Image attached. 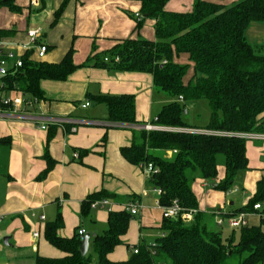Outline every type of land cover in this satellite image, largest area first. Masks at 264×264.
Segmentation results:
<instances>
[{
    "label": "crops",
    "instance_id": "1",
    "mask_svg": "<svg viewBox=\"0 0 264 264\" xmlns=\"http://www.w3.org/2000/svg\"><path fill=\"white\" fill-rule=\"evenodd\" d=\"M205 1L229 7L241 0H225L227 5L222 0ZM2 2L0 40L5 47L0 53L12 51L23 57L30 55L33 61L59 64L73 50V63L78 68L65 81H41L42 97L26 94L37 99L26 113L0 112V264H35L37 255L65 257L45 239L46 225L54 222L58 214L64 224L59 235L72 238L81 229L86 230L90 234V251L95 235L107 229L110 213L91 209L83 218L82 204L102 191L113 196L108 198L113 212L124 211L133 200L142 204L122 239L123 245L109 255L112 262L127 261L135 246H150L152 237L164 235L163 214L158 204L160 197L154 193L143 167L129 163L121 150L132 145L135 131L153 126L172 100L154 86L151 74L96 64L108 58L124 40L155 41L156 22L146 19L138 28L141 4L137 1L69 0L58 20L57 12L65 0ZM194 4L195 0H171L166 10L190 13ZM33 29L41 31L37 44L48 47L42 60L38 59L36 47L23 48L28 31ZM246 38L252 45H264V24L252 23ZM99 95L134 96L137 124L109 122L107 107L94 100ZM86 103L89 106L84 108ZM190 104L196 102L186 103L187 108ZM57 119L70 122L58 123ZM46 156L54 165L45 178L39 179L48 168ZM247 157L250 170L238 177V188L230 189L233 193L216 190L217 182L199 179L194 183L200 212L226 216L247 206L264 177V140L249 138ZM224 176L225 170L220 168L219 181ZM246 219L249 226L261 223L255 213L247 214ZM214 222L217 226L215 219ZM35 232L39 237L35 238ZM5 238H9V245L4 243Z\"/></svg>",
    "mask_w": 264,
    "mask_h": 264
},
{
    "label": "trees",
    "instance_id": "2",
    "mask_svg": "<svg viewBox=\"0 0 264 264\" xmlns=\"http://www.w3.org/2000/svg\"><path fill=\"white\" fill-rule=\"evenodd\" d=\"M68 1L57 12V20ZM129 1L141 4L138 28L146 19L155 20V41L124 40L110 51L109 62L99 61L96 66L151 74L154 86L172 101L153 121V126L162 129L135 131L132 145L121 153L133 165L156 167L150 182L162 191L161 206L178 201L185 210H197V215L190 223L163 218L164 236L157 238L154 248L141 244L133 248L138 253L132 252L127 261L112 262L109 255L123 245L134 217L126 210L111 212L107 229L92 241L96 264H228L234 257L239 264H264V217H260L259 226L231 228L233 233L240 232L238 242L234 234L224 239L213 228L215 215L199 211L193 191L200 179L217 182L215 189L228 193L238 177L250 170L247 136L264 132V45L250 44L246 32L252 23L264 24V0H241L229 7L195 0L190 13L167 11L171 0ZM181 55H188L194 68L187 82L190 65L175 62ZM23 58V68L11 81L21 92L39 98L41 81H65L78 68L73 63V50L59 64L33 61L30 55ZM94 100L107 107L109 122L137 124L134 96L99 95ZM199 100L208 101L211 111L205 127L184 120L186 103ZM46 159L48 168L39 179L45 178L54 165L49 156ZM220 168H224L225 176L219 181ZM111 197L105 191L91 195L82 204L81 216L90 214L93 201ZM257 203H264V177L247 206L231 215L252 213ZM63 225L58 214L46 225L45 239L66 256L54 259L37 255L35 264H93L92 255L83 257L80 253L79 232L72 238L59 235Z\"/></svg>",
    "mask_w": 264,
    "mask_h": 264
},
{
    "label": "built area",
    "instance_id": "3",
    "mask_svg": "<svg viewBox=\"0 0 264 264\" xmlns=\"http://www.w3.org/2000/svg\"><path fill=\"white\" fill-rule=\"evenodd\" d=\"M2 0H0V3ZM34 3H36L34 1ZM137 18H141L138 14ZM41 37V31L38 29H33L28 31L27 38L28 42L23 45L25 50L30 49L31 47H36L37 56L40 59L45 58L48 52V47L46 45H38V39ZM5 47L2 40H0V50ZM105 62H109V58L104 59ZM119 61V58L116 59V62ZM24 66V58L12 51L2 52L0 53V112H4L5 110L10 111L14 114H22L26 109L34 106L37 102V99H33L26 94H23L19 91L18 86L16 83L12 82V78L15 77L20 70ZM179 101L184 103V98L179 97ZM89 103L83 105L84 108L88 107ZM184 114H188V108L184 109ZM56 122H70L67 119H57ZM42 129H47L46 126H43ZM147 131L153 130H161L162 128L157 126H145ZM73 131L75 132L76 129L74 128ZM247 138H257L264 140V135L261 134H253L248 135ZM76 158H79V155H75ZM145 175L148 179H151L154 173L157 172L156 167L153 164H148L143 167ZM154 193H156L159 197L162 195V191L159 188H153ZM234 191L229 190L228 194L233 193ZM159 207L162 210L163 218L164 219H178L180 218L182 221L186 223H190L194 220L195 216L197 215V210H185L178 201H174L172 205L168 207H164L158 203ZM90 208L92 210H106L109 213L113 212V207L111 201L108 198L98 199L93 201L90 204ZM142 209V204L139 200L130 201L125 210L128 211L133 217L137 216ZM259 217H264V203H257L254 205V212ZM249 213H240L237 215H230L228 217H224L220 213H215V220L216 223L220 226L227 224L230 228H241L246 227L248 225L246 216ZM45 217H42L44 219ZM86 230L81 229L79 231V235L81 239L85 236ZM39 232H35V238L39 237ZM164 236V235H163ZM155 245H153L154 248ZM135 254L138 253L137 249H133ZM152 255L156 256V252L153 250ZM154 264H161V263H154Z\"/></svg>",
    "mask_w": 264,
    "mask_h": 264
},
{
    "label": "rangeland",
    "instance_id": "4",
    "mask_svg": "<svg viewBox=\"0 0 264 264\" xmlns=\"http://www.w3.org/2000/svg\"><path fill=\"white\" fill-rule=\"evenodd\" d=\"M223 4L227 3L225 2V0ZM215 3V2H214ZM256 46V45H254ZM175 62L178 64H182V65H190V69L188 72L187 77L189 76L190 78L194 75V68L189 60V56L188 55H181L180 58H176ZM191 75V76H190ZM191 103V102H189ZM189 109V114L184 115V120L189 124V125H195V126H200V127H205L209 124L210 122V115H211V111H210V107H209V103L206 100H199L196 101V105H189L188 106ZM238 188L236 186V183L233 185L232 190ZM231 199V198H229ZM138 217H136L137 219ZM213 228L222 234L224 239H230L233 238V234H234V238L235 241L238 242L239 241V237H240V232L238 230L235 231V233H233L232 229L228 228V225L225 224L223 226L220 225H215L213 223ZM159 236L161 237L162 235H158V237H152V243H150V246H153L156 244V240L157 238H159ZM89 255L93 256V264H96V257L93 254L92 249H90L89 251ZM228 264H239V260L237 257L232 258Z\"/></svg>",
    "mask_w": 264,
    "mask_h": 264
},
{
    "label": "water",
    "instance_id": "5",
    "mask_svg": "<svg viewBox=\"0 0 264 264\" xmlns=\"http://www.w3.org/2000/svg\"><path fill=\"white\" fill-rule=\"evenodd\" d=\"M4 243L6 245H9V238L4 239ZM90 247V234H86L82 239H81V245H80V253L83 257H85L88 254Z\"/></svg>",
    "mask_w": 264,
    "mask_h": 264
}]
</instances>
